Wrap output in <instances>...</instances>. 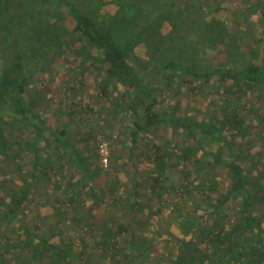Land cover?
<instances>
[{
	"label": "rangeland",
	"instance_id": "obj_1",
	"mask_svg": "<svg viewBox=\"0 0 264 264\" xmlns=\"http://www.w3.org/2000/svg\"><path fill=\"white\" fill-rule=\"evenodd\" d=\"M162 1L147 0L145 6ZM179 1L192 3L202 13L225 20L242 51L237 56L233 51V58L245 60L250 52L257 60L264 57V0ZM116 8L108 2L103 11L113 12ZM62 23L69 30L74 29V20L65 13ZM83 42L73 32L65 36L60 55L50 52V48L46 57L31 58L36 60L30 68L32 80L28 90L38 96L39 109L47 121L54 128H65L67 138L98 172L94 180L89 179L76 152L49 136L40 142L41 165L32 177L33 152L24 140V146L19 143L31 136V131L15 123L16 119L10 115L1 116L5 121L7 147L0 151V203L4 206L18 194L26 197L23 214L18 215L20 223L13 225L0 216V260H16L18 264H174L182 240L193 238L197 250L191 244L185 245L184 264H210L205 260L212 250L210 238L219 228L233 225L241 213L234 198L223 205L222 212H214L210 203L217 199L218 192L208 187L211 182L208 171L217 177L218 189L222 191L229 182L226 168L218 165L217 171L209 170L207 161L201 168L187 161L177 163L179 159L175 157L158 184L159 190L153 193L152 180L146 176L154 169L149 158L156 149L153 144L164 146V141L169 140L166 149L179 154L183 144H194L195 140H187L183 130L163 122L140 135L138 147L130 156L133 116L122 102L125 88L112 80L109 94H103L100 87L105 81L104 67H93L84 84H79L82 57L75 50H80ZM148 52L144 42L135 46V53L142 59ZM229 56L223 44L208 51L213 62H226ZM153 77L162 88V107L170 108L180 100L181 112H197L202 118H223L227 110L224 105L231 101L228 106L239 110L240 121L245 125L234 129L236 137L231 136L229 129V141L233 150L241 147L251 154L240 162L259 173L264 183V86L239 93L228 81L223 83L214 77L204 83L188 77L181 87L173 84L166 88L164 70L157 69ZM104 138L109 140L111 151L107 169L101 166L98 150V143ZM138 178L140 204L134 206L133 181ZM182 184L185 190L181 198L171 212L165 213V207L170 206ZM257 207L264 221V206ZM190 216L194 218L192 224L187 221ZM183 222L191 226L190 232ZM199 223L201 229L194 232ZM122 225L126 227L120 228ZM24 228L31 229V233ZM38 236L49 238L48 249L44 250ZM192 252L194 259L190 257Z\"/></svg>",
	"mask_w": 264,
	"mask_h": 264
},
{
	"label": "trees",
	"instance_id": "obj_2",
	"mask_svg": "<svg viewBox=\"0 0 264 264\" xmlns=\"http://www.w3.org/2000/svg\"><path fill=\"white\" fill-rule=\"evenodd\" d=\"M146 1L0 0V117L8 114L16 119L15 123L19 122L31 131V136L19 143L24 146V140L25 146L33 152L30 164L32 177L37 175L41 165L40 142L52 136L55 141L76 152L85 174L94 180L98 170L91 167L83 153L67 138L65 128H54L47 121L39 109L38 96L31 95L28 90L32 80L30 68H33L32 62L36 60L31 58L46 57L50 48V52L60 55L65 36L75 32L84 41L82 48L75 50L82 57L79 84H84L93 67H104L105 81L100 87L102 93L109 94L112 80L125 88L122 102L133 116V127L129 130L130 156L138 147L140 135L149 133L163 122L171 124L176 130H183L187 140H195L194 144H183L179 154L166 149L169 140L164 141V146L153 144L156 149L149 158L154 169L153 173L146 175L152 180L153 193L159 190L158 184L169 165L174 163L175 157L179 159L177 163L187 161L201 168L205 167L204 162L207 161L209 170L217 171L218 165L226 168L229 182L225 184L226 190L222 191L218 189L217 177L208 171L207 177L211 179L208 187L218 192L217 199L210 203L214 212H222L223 205L234 198L241 213L233 225L219 228L215 236L210 238L212 250L205 255V260L210 264H264V221L257 207L258 204L264 206V183L259 173L247 169L240 162L251 154L241 147L238 151L233 150L234 145H231L227 134L230 129L228 132L236 137L234 129L245 125V122L240 121L241 113L236 107L228 106L227 102L230 104L231 101L224 105L227 110L223 118H202L197 112H181L180 100L170 108L162 107V88L153 77L157 69L164 70L166 88L173 84L181 87L188 77L204 83L215 77L223 83L228 81L234 91L245 93L263 88L264 57L257 60L250 52L245 60L233 58L234 52L237 56L242 51L237 47V41L225 20L202 13L192 3L163 0L156 5L145 6ZM108 2L117 6L115 11H103ZM64 13L74 20L73 30L62 23ZM56 17L60 19L59 22L54 20ZM141 42L149 50L148 56L143 59L135 53V46ZM221 44L230 56L226 62H213L208 57V51ZM139 67L140 70L137 69ZM4 123L0 119V151L7 147ZM135 175L138 176V173L135 172ZM140 185L139 178L133 181L134 206L140 204ZM180 187H183L184 192V185ZM25 197L24 194H18L11 197L8 203L5 202L4 206L0 203L1 218L13 225L20 223L18 215L23 214ZM187 221L192 224L194 218L190 216ZM183 223L186 231L190 232L191 226ZM123 227L126 226H120ZM197 229H201L200 223L194 232ZM24 230L31 233L29 228ZM38 237L44 249H48L51 245L49 238ZM186 244L193 245L197 250L193 238L182 240L174 264L185 263ZM190 257L194 259L195 254L192 252ZM0 264H18V261L9 263L1 259Z\"/></svg>",
	"mask_w": 264,
	"mask_h": 264
},
{
	"label": "built area",
	"instance_id": "obj_3",
	"mask_svg": "<svg viewBox=\"0 0 264 264\" xmlns=\"http://www.w3.org/2000/svg\"><path fill=\"white\" fill-rule=\"evenodd\" d=\"M98 150L100 154V163L104 169H107L111 163V151H110V142L107 138L101 139L98 143ZM183 193V187L177 188V193L175 199L172 201L170 206L166 209L165 213L171 212L174 209V205L181 198V194Z\"/></svg>",
	"mask_w": 264,
	"mask_h": 264
},
{
	"label": "crops",
	"instance_id": "obj_4",
	"mask_svg": "<svg viewBox=\"0 0 264 264\" xmlns=\"http://www.w3.org/2000/svg\"><path fill=\"white\" fill-rule=\"evenodd\" d=\"M72 143H73V142H72ZM130 147H131V146H130ZM48 247H49V246H48ZM44 250H45V249H44ZM5 262L16 263V260L13 261V260H8V259H7V260H5Z\"/></svg>",
	"mask_w": 264,
	"mask_h": 264
}]
</instances>
